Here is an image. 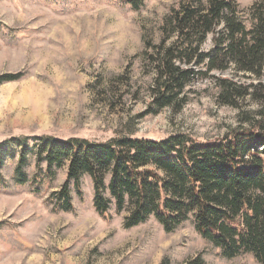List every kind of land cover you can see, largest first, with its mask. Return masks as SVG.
Instances as JSON below:
<instances>
[{"label":"rangeland","instance_id":"1","mask_svg":"<svg viewBox=\"0 0 264 264\" xmlns=\"http://www.w3.org/2000/svg\"><path fill=\"white\" fill-rule=\"evenodd\" d=\"M122 1L0 0V75H24L0 84V144L42 136L160 142L180 134L216 143L235 132L260 131L256 100L242 97L232 107L220 99L223 79L244 87L257 82L234 70L195 78L173 105L147 113L156 63L148 56L155 49L144 42L157 46L163 21L190 0H144L138 11ZM262 1L237 0L242 9ZM212 46L209 37L204 50ZM18 158L15 152L1 169L0 264H187L198 256L205 264H259L252 254L224 257L197 232L192 215L171 234L154 217L126 229L129 206L119 215L112 205L100 216L88 175L83 197L72 189L74 210L58 211L49 198L65 183L67 167L49 181L42 164L37 192V162L32 158L26 168L30 182L18 185Z\"/></svg>","mask_w":264,"mask_h":264},{"label":"trees","instance_id":"2","mask_svg":"<svg viewBox=\"0 0 264 264\" xmlns=\"http://www.w3.org/2000/svg\"><path fill=\"white\" fill-rule=\"evenodd\" d=\"M122 3L138 11L144 0ZM157 46L145 40L156 63L153 101L147 111L157 114L174 104L197 78L234 70L258 82L247 87L223 79L220 99L236 107L240 98L252 97L260 105L264 123V1L242 9L237 0H190L173 8L160 27ZM211 37L212 49L204 50ZM22 73L0 75V84L19 81ZM196 78V79H195ZM260 131L235 132L216 143H199L185 135L164 141L121 137L106 143L50 136L19 138L0 144L1 169L19 153L15 182H30L26 168L32 158L40 172L32 181L43 184L67 167V178L49 201L58 211L74 210L72 189L83 197L82 179L94 185L96 212L107 217L112 205L117 214L130 207L125 228L132 229L151 217L166 233L179 229L192 215L201 236L232 259L252 254L264 264V124ZM29 142L32 144L30 145ZM19 149L20 151H18ZM109 179V180H107ZM109 194V196L107 195ZM129 206V207H128ZM187 264H205L198 256Z\"/></svg>","mask_w":264,"mask_h":264}]
</instances>
